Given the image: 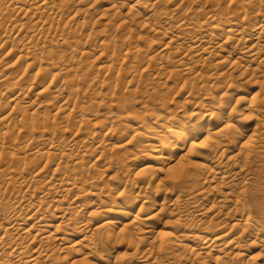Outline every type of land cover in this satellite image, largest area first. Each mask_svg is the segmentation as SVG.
I'll return each mask as SVG.
<instances>
[{"label":"bare ground","instance_id":"1","mask_svg":"<svg viewBox=\"0 0 264 264\" xmlns=\"http://www.w3.org/2000/svg\"><path fill=\"white\" fill-rule=\"evenodd\" d=\"M164 1L0 0V50L18 68L0 92V264H264V223L244 203L264 174V97L245 90L264 92V0ZM141 32L168 36L157 56ZM164 73L206 96L241 83L215 85L214 106L191 86L189 115L167 104L149 126L101 112L130 115L137 75Z\"/></svg>","mask_w":264,"mask_h":264},{"label":"rangeland","instance_id":"2","mask_svg":"<svg viewBox=\"0 0 264 264\" xmlns=\"http://www.w3.org/2000/svg\"><path fill=\"white\" fill-rule=\"evenodd\" d=\"M176 1L177 0H175L173 3H171V2H167V0H165L164 5L169 6V5L176 3ZM200 1H204V0H200ZM213 1H218V0H213ZM194 3H195V7H197V6L200 7V2H198V1H193V3H191V4L187 3V5L192 6ZM212 5L213 4L210 3V8L211 9L215 8ZM229 5H230V1L229 0L227 2L225 1L224 6L227 8V10L229 8ZM105 7H101L100 9L102 10ZM97 14H100V13H97ZM202 16H204V15H202ZM95 17H97V16H94L93 18H95ZM104 19H106V18H103L102 21H104ZM141 33H142V35H145V33L144 34H143V32H141ZM145 36L146 37L148 36V38H150V40L147 38L146 42H143L144 40L140 41L139 46L141 47V49H143V51H147L145 53L146 56H154V55L157 56L158 54L156 55V53L162 49V46L168 40L167 39L168 36L164 37L163 35H154V34L148 35L147 34ZM147 40H148V42H150V41L152 42V40H153V43L150 42L151 45L147 44L148 43ZM7 49H6V51H7ZM3 51L4 50H0V92L3 91L4 89H6L8 85H10L8 81H5V80L3 81V78L9 73H11L12 76H14V75H16V73L18 71L17 67L10 66L12 63L11 59L14 57V55L10 56V57H4V56H2ZM212 61L213 60L211 59V62ZM147 65L148 64L146 62V64L144 65L143 68H146ZM214 67H215V65L213 63H211V65L206 63L204 66L201 67V69L203 70V73L205 74L206 72H209L210 68H214ZM222 67H224V66H222ZM227 67L228 66H226L225 68H227ZM127 71H129V70H126L125 72H127ZM237 74H238V72H233V76H235V77L239 76ZM114 76H116V73L114 74ZM100 78L102 79L101 80L102 82L103 81H104V83L106 82L105 77H103L101 75ZM139 78L140 77L137 75L135 82L133 83L132 87H130V88H133L132 89L133 94L131 97L132 98L134 97L132 100L133 101V107L131 108L132 110L130 112V115H126L125 112L119 111L117 109H114L112 111V110H108L107 108H104L101 111L104 115H106L112 119V121L115 125V128L121 129V131H122L125 129L126 125L136 126L135 121L133 120L134 114L136 112H141V111L148 114L147 125L149 126V125H151V123L153 121H155L157 119V117L159 115H165L166 114L165 113L166 109H164V108H166L167 104L173 108L176 107L175 110L187 109L186 112L189 115V113L192 109H190L188 106H187V108L183 107L187 98H188V94H189L188 92H190V90L192 91L194 88L193 84L191 82H189V80H188L189 76H187L186 80H185V78L184 79L180 78L181 79L180 80L179 77L176 78L171 74L164 73L163 75L161 74L160 76H155V75L145 76V75H143L142 76L143 80L139 79ZM126 79L129 80V76ZM223 79L224 78H220V80L217 81L215 84L206 82L207 83L206 86L208 84H210V86L208 85V87H209L208 94L210 91V94L209 95L207 94L208 96H206V93H207L206 90L207 89L205 90V88H204V91H201L202 92V94H201L194 88L195 91L199 93L200 98L203 99L202 101H204L205 104H207V105L209 104L210 106H214L217 104L218 100H216L217 98H215L216 95L211 93L214 90L215 85L218 86V85L228 84L232 87H239L240 86L239 83H241L239 78L238 79H230L229 78L226 81H222ZM262 80H264V78L259 77L258 81L261 82ZM187 83L189 84V86H187L188 85ZM203 83L205 85V82H203V81L201 83L202 85L201 84L200 85L203 86ZM252 84L253 85H251L250 87H246L245 90H247V91L250 90V96L251 97L263 99L264 92L260 90V84L258 82L257 83L254 82ZM98 85H99V83L95 86V89L99 88L97 90L100 91L101 86H98ZM126 85H128L127 82H126ZM191 86H193V88ZM22 87H23V85H22ZM187 87L188 88L191 87V88H189V90H188ZM210 87H211V89H210ZM155 90H156V92L157 91H159V92L156 93ZM149 91L151 93H148ZM153 92H155L158 95L155 96V93H153ZM148 94H149V96L151 95V98H153V99L148 100L147 99ZM46 96H48V94ZM42 99H39V100L42 101ZM89 100L90 99H86L87 103L92 101V100H90V101ZM105 101H106V99H105ZM202 101H201V103H202ZM44 102H45V100H44ZM44 102H42V103L44 104ZM45 106L46 107H43L38 112V114L46 116L48 113L52 114L53 111H55V107H53L51 105L50 106L45 105ZM163 106H165V107L163 108ZM7 109H9V108L6 107L3 109V111L6 112ZM167 117H168V121L170 123V124L169 123L167 124L168 126H170L171 124L176 122V120L181 119L180 114H171ZM254 125H255V122L254 121L251 122L250 126H254ZM140 129H141V131H145L144 128H142V127H140ZM129 136H130V134H127L126 137L128 138ZM139 139H144V136L139 137ZM152 144H154V142H152ZM130 148L132 149L133 146H131ZM91 161H94V159ZM148 161L149 160H146L145 158L142 159V157H140L138 159L137 158L133 159L131 161L132 173H137L140 170H144L147 167ZM258 177H259V179L257 178V181L252 186L249 187V191L247 192V194L245 196L246 198H244V203H245V206L249 212V216H251L252 219H254L258 222L264 223V174L261 176H258ZM258 251L259 250L257 248V249H255L254 252H246V254H247L246 257H249V255H251V254H256V253H258ZM127 252H128V249L126 248V246L121 245L120 247L114 249V257L117 255V257H120L124 260Z\"/></svg>","mask_w":264,"mask_h":264}]
</instances>
